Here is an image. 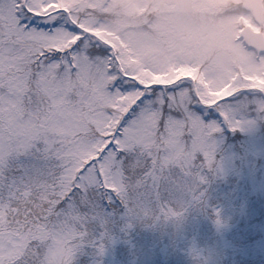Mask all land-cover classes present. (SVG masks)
<instances>
[{"label": "snow or ice", "instance_id": "snow-or-ice-1", "mask_svg": "<svg viewBox=\"0 0 264 264\" xmlns=\"http://www.w3.org/2000/svg\"><path fill=\"white\" fill-rule=\"evenodd\" d=\"M88 2L0 0V264H75L118 225L182 222L224 177L226 135L264 128V90L150 68L97 38Z\"/></svg>", "mask_w": 264, "mask_h": 264}, {"label": "rangeland", "instance_id": "rangeland-1", "mask_svg": "<svg viewBox=\"0 0 264 264\" xmlns=\"http://www.w3.org/2000/svg\"><path fill=\"white\" fill-rule=\"evenodd\" d=\"M163 1L89 0L86 22L98 39L150 68L181 66V74L199 79L210 94L238 80L264 90V59L237 37V27L252 22L242 6L233 9L242 0H199L190 14L160 8ZM260 26L254 28L264 36ZM231 135L223 141L225 175L208 186L206 209L193 208L161 231H137L139 223L121 231L118 225L102 256L85 247L75 264H264V128L250 136L237 133L235 141ZM216 212L223 227L215 223ZM153 240L160 243L156 250ZM193 247L199 261L191 255Z\"/></svg>", "mask_w": 264, "mask_h": 264}, {"label": "water", "instance_id": "water-1", "mask_svg": "<svg viewBox=\"0 0 264 264\" xmlns=\"http://www.w3.org/2000/svg\"><path fill=\"white\" fill-rule=\"evenodd\" d=\"M261 0H246V7L252 10L253 17L258 23L263 21ZM167 5H173L174 10L180 13H190L192 11L193 0H164ZM243 38L246 45L264 52V39L261 34L252 33L248 28L243 31Z\"/></svg>", "mask_w": 264, "mask_h": 264}, {"label": "flooded vegetation", "instance_id": "flooded-vegetation-1", "mask_svg": "<svg viewBox=\"0 0 264 264\" xmlns=\"http://www.w3.org/2000/svg\"><path fill=\"white\" fill-rule=\"evenodd\" d=\"M246 0H242V2L241 3H237L236 4V6L233 8V9H235V8H239L240 6H242V7H240V9H243L246 13H248L249 15H250V17H251V20H252V22H250L251 24H249V25H244L243 27H240V28H238L237 27V29L238 30H236L237 31V37H238V41H239V43H241L242 44V46L246 49V50H248V51H251V52H253V53H255L259 58H262V59H264V55H260L257 51H252V50H250L249 48H247L245 45H244V43H243V31L245 30V28H249V30L250 31H252L253 33H259V34H261V36L264 38V36H263V34H262V30L260 29H255L254 27H256V25L257 26H259V27H261L260 25H264V0H261V6H262V10H263V21H262V23H258L256 20H255V18L253 17V14H252V10L250 9V8H247L246 7ZM164 6V4H160V8H162ZM166 6H168V5H166ZM165 7V6H164ZM168 7H170L171 8V11L173 12H176L174 9H173V7L172 6H168ZM193 12V11H192Z\"/></svg>", "mask_w": 264, "mask_h": 264}, {"label": "trees", "instance_id": "trees-1", "mask_svg": "<svg viewBox=\"0 0 264 264\" xmlns=\"http://www.w3.org/2000/svg\"><path fill=\"white\" fill-rule=\"evenodd\" d=\"M234 137V138H233ZM235 139H237V136L236 135H231V138L229 139V140H233V141H235ZM263 217V216H262ZM168 223V222H167ZM232 224V223H231ZM162 225H165V222H160V223H158V224H155V225H152L151 224V222H146V223H139V226L138 225H135V229H137V231H139L141 228H149V229H151L150 231H152V230H156V231H161V230H163V226ZM246 235V234H245ZM247 236V238L249 237H251L252 236V238L254 237V235L252 234V235H249V234H247L246 235ZM251 240V239H250ZM168 243V242H167ZM158 244H160V243H158V241H156V240H153V241H151L150 242V245H153V247H154V249L156 250L157 248H158ZM157 253V252H156Z\"/></svg>", "mask_w": 264, "mask_h": 264}]
</instances>
